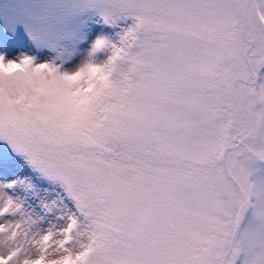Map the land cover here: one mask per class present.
Masks as SVG:
<instances>
[{"label":"snow or ice","instance_id":"6c2138e0","mask_svg":"<svg viewBox=\"0 0 264 264\" xmlns=\"http://www.w3.org/2000/svg\"><path fill=\"white\" fill-rule=\"evenodd\" d=\"M0 264H264V0H0Z\"/></svg>","mask_w":264,"mask_h":264}]
</instances>
